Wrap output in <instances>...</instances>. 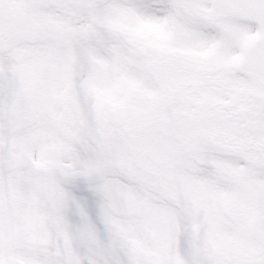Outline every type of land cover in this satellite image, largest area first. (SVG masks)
<instances>
[{
    "label": "snow or ice",
    "instance_id": "1",
    "mask_svg": "<svg viewBox=\"0 0 264 264\" xmlns=\"http://www.w3.org/2000/svg\"><path fill=\"white\" fill-rule=\"evenodd\" d=\"M0 264H264V0H0Z\"/></svg>",
    "mask_w": 264,
    "mask_h": 264
}]
</instances>
